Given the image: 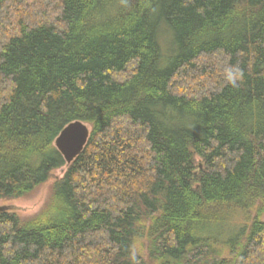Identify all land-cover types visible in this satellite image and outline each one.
Segmentation results:
<instances>
[{"label": "trees", "instance_id": "1", "mask_svg": "<svg viewBox=\"0 0 264 264\" xmlns=\"http://www.w3.org/2000/svg\"><path fill=\"white\" fill-rule=\"evenodd\" d=\"M65 167L0 264H264V0H0V201Z\"/></svg>", "mask_w": 264, "mask_h": 264}, {"label": "rangeland", "instance_id": "2", "mask_svg": "<svg viewBox=\"0 0 264 264\" xmlns=\"http://www.w3.org/2000/svg\"><path fill=\"white\" fill-rule=\"evenodd\" d=\"M166 42V41H165ZM91 129V126L88 125ZM198 163L201 162L197 158ZM66 167L53 172L51 180L39 187L27 197L12 201H0V207L7 208L8 211L17 213L22 219H29L43 211L51 195L52 187L56 180L63 178ZM264 220V218H263Z\"/></svg>", "mask_w": 264, "mask_h": 264}, {"label": "water", "instance_id": "3", "mask_svg": "<svg viewBox=\"0 0 264 264\" xmlns=\"http://www.w3.org/2000/svg\"><path fill=\"white\" fill-rule=\"evenodd\" d=\"M91 135L88 124L76 121L69 124L56 139L55 146L70 165L84 151ZM7 208L0 207V212Z\"/></svg>", "mask_w": 264, "mask_h": 264}, {"label": "clouds", "instance_id": "4", "mask_svg": "<svg viewBox=\"0 0 264 264\" xmlns=\"http://www.w3.org/2000/svg\"><path fill=\"white\" fill-rule=\"evenodd\" d=\"M228 80L231 83H235V77H234V75H233L232 72H229V74H228Z\"/></svg>", "mask_w": 264, "mask_h": 264}]
</instances>
